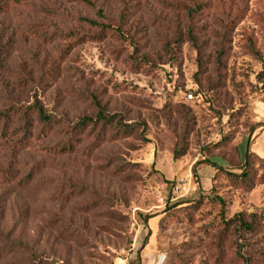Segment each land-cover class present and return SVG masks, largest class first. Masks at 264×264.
Listing matches in <instances>:
<instances>
[{
    "label": "rangeland",
    "instance_id": "1",
    "mask_svg": "<svg viewBox=\"0 0 264 264\" xmlns=\"http://www.w3.org/2000/svg\"><path fill=\"white\" fill-rule=\"evenodd\" d=\"M0 49V264H264V0H0Z\"/></svg>",
    "mask_w": 264,
    "mask_h": 264
},
{
    "label": "trees",
    "instance_id": "2",
    "mask_svg": "<svg viewBox=\"0 0 264 264\" xmlns=\"http://www.w3.org/2000/svg\"><path fill=\"white\" fill-rule=\"evenodd\" d=\"M7 2H14V3H21L24 2L26 0H6ZM89 24H91V22H89ZM0 51H3V49H0ZM0 59H1V52H0ZM4 69L3 63L0 62V70ZM192 98V96H191ZM29 110H32L31 112H28ZM34 116L37 120H39V122L44 125V126H49L50 125V118L47 117L46 115L43 114V112L41 111V109L37 106H34L33 108H29L26 109L23 113H22V120L24 121V124H26L28 122L27 116ZM7 119H9L6 115V113H0V136H3L5 133V129H6V121ZM113 118L111 117H105L104 114L99 111L98 115L93 119V118H88V117H84L82 119H80L70 130L69 132L76 134V135H81L83 133L84 130L89 129L92 130L96 123H98V121H102V122H106L107 120H112ZM30 120V118H29ZM23 130H25V126L23 127ZM24 132V131H23ZM25 134V132H24ZM176 155V154H175ZM242 168L244 170H247L249 172H251L254 168L255 169H259L261 171V175H262V179L264 181V160L262 159H258L257 157H255L249 150L248 147V143H246V145L244 146V151H243V156H242V163H241V167H240V171L242 170ZM220 171V170H219ZM218 171V172H219ZM249 172H242L235 175V174H231V173H225V175L227 177H229V179L233 182H237L238 184H243V185H247V183H249ZM166 210L168 211H175L176 210V206L175 204H167L166 206ZM152 218V216H147L144 218V220L146 221L147 219ZM239 224L242 225L243 227H246L247 230H252V224L250 223H245L242 219L238 220Z\"/></svg>",
    "mask_w": 264,
    "mask_h": 264
},
{
    "label": "built area",
    "instance_id": "3",
    "mask_svg": "<svg viewBox=\"0 0 264 264\" xmlns=\"http://www.w3.org/2000/svg\"><path fill=\"white\" fill-rule=\"evenodd\" d=\"M187 98H188V99H191V95H188ZM181 182H182V180H181Z\"/></svg>",
    "mask_w": 264,
    "mask_h": 264
}]
</instances>
